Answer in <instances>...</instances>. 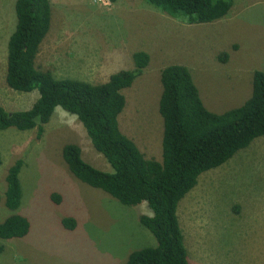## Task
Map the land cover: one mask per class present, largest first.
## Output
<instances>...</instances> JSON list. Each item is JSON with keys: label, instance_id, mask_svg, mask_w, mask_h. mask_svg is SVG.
<instances>
[{"label": "rangeland", "instance_id": "1", "mask_svg": "<svg viewBox=\"0 0 264 264\" xmlns=\"http://www.w3.org/2000/svg\"><path fill=\"white\" fill-rule=\"evenodd\" d=\"M16 1L0 0V105L25 111L39 92H19L6 82ZM50 1L52 25L36 60L39 69L102 84L113 73L132 69L135 52L150 55L143 74L123 91L127 103L119 116L122 132L147 158H163V68L188 67L205 106L218 113L243 105L252 93L253 72H264V0H234L225 18L202 24L173 18L144 0H112L111 6ZM44 128L40 136L37 128L0 130V223L20 214L31 224L26 237L0 238V264H126L132 252L156 246L139 221L152 215L146 203L124 205L69 170L63 147L74 143L87 163L113 172L77 116L58 107ZM18 160L24 162L23 195L13 211L5 204L6 176ZM54 193L60 203L52 200ZM178 209L191 264H264V136L204 172ZM69 217L77 220L75 230L62 224Z\"/></svg>", "mask_w": 264, "mask_h": 264}, {"label": "trees", "instance_id": "2", "mask_svg": "<svg viewBox=\"0 0 264 264\" xmlns=\"http://www.w3.org/2000/svg\"><path fill=\"white\" fill-rule=\"evenodd\" d=\"M115 1V0H113ZM169 16L189 24L211 23L225 18L234 0H144ZM16 27L8 41L6 82L19 92H39L34 105L25 111H8L0 105V130L35 128L39 136L58 107L77 116L97 152L113 172L95 168L74 143L63 147V159L81 182L110 194L122 204L146 203L152 215H142L140 224L156 239V246L132 252L126 264H191L181 228L178 207L198 184L200 176L227 163L238 151L264 136V72H253L251 96L239 107L218 113L209 110L190 69L169 65L161 71L162 95L159 111L164 119L161 161L147 158L120 128L119 116L126 107L124 90L143 74L150 63L144 51L133 54L134 67L113 73L102 84L76 78H58L36 66L41 44L52 25L50 0H17ZM225 58L229 55L225 53ZM222 59V58H221ZM3 160L0 154V166ZM18 160L8 170L5 204L17 210L22 200ZM52 200L62 198L54 193ZM1 202V197H0ZM75 230L77 220L62 219ZM27 217L13 214L0 223V238H23L30 233ZM4 246L0 245V253Z\"/></svg>", "mask_w": 264, "mask_h": 264}, {"label": "built area", "instance_id": "3", "mask_svg": "<svg viewBox=\"0 0 264 264\" xmlns=\"http://www.w3.org/2000/svg\"><path fill=\"white\" fill-rule=\"evenodd\" d=\"M97 1L104 6H111L112 5V0H97Z\"/></svg>", "mask_w": 264, "mask_h": 264}]
</instances>
